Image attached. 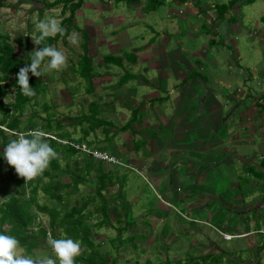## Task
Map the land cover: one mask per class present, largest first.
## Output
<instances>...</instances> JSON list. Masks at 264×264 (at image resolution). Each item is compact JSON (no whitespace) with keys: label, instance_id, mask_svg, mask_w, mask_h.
I'll use <instances>...</instances> for the list:
<instances>
[{"label":"rangeland","instance_id":"rangeland-1","mask_svg":"<svg viewBox=\"0 0 264 264\" xmlns=\"http://www.w3.org/2000/svg\"><path fill=\"white\" fill-rule=\"evenodd\" d=\"M55 1L0 0V44H11L21 55L27 52L31 57L32 52L39 49V45H36L33 40L39 34L36 24L40 20L50 17H55L62 23L71 15L70 10H67L66 15L62 14L63 5L50 8L49 5ZM161 1L165 2L163 7H158L157 3L156 6L163 12L165 18L163 21L158 20L157 11L149 9L150 0H141L137 4L131 5L125 2L118 3L116 0H84L82 9L75 14V24L79 29H73L67 40H59L57 44L53 45L65 53L67 66L60 71H46L44 76L35 77L38 89L36 96L27 106L22 117L23 129L17 134L8 133V142L17 138L20 133L29 131L31 125L39 126L41 129L45 128L48 119H50L54 130L47 132L63 142L55 140L60 149L73 148L71 145L64 144L70 142L87 145L92 151H104L110 156L118 158L120 164L117 165L100 162L103 171L105 173L111 172L114 177L113 183L109 184L108 189L104 192L105 197L110 202L111 225H106L97 230L98 236L94 237L99 251L103 255L108 254L113 260L116 259L117 264H189V260H195L198 264H217L215 259L220 258L223 259L220 264H264V251L259 252V249L264 246V234L259 233L258 226L257 230L254 224V220L261 219L264 221L262 218L264 217V171H261L262 176H258L260 178L252 181L249 179L248 182L246 181V171L241 163L225 164L224 162L216 169H211L209 164L213 163L216 155H220V150L215 147L214 138L206 139L202 135L193 138L189 135L190 133L184 134V136L181 134L178 139L168 143L169 147L161 146L159 142H154L156 139H150V136L158 131L155 129V125H152L155 124V121H151L156 114L145 116L143 122L139 119L131 130L124 129L131 120L132 112L136 110L135 107L141 104L144 99L138 95L136 97L130 96V91L126 92L124 88L118 87V83L127 72L137 76H147L151 83L156 86L160 84L162 79L164 85L166 78L164 75H167L168 71L167 68L163 70V63L159 62V65L148 66L147 62H142L143 56L140 57L141 59L138 58V64L129 61L131 54L135 55L134 52L147 45L146 41L149 42L152 38L158 40V36L153 35L149 25L155 31L159 28V30L161 29L160 32H170L171 43H169L172 47H167L165 55L167 57L170 56V53L176 52L171 56L174 57V63L182 67L183 72L190 74L191 62L195 63V58L205 64L207 69L200 66L196 68L198 70L196 77L200 79L198 80L199 86L206 83L207 87V83L210 81V85H213L212 89L214 86L221 87V85L214 84H222L224 81L222 70L225 76H228L229 72L238 74V69H235L231 63H227L228 60L232 59L240 67L249 70L256 69V75L264 84V0H253L248 5L249 0H239L236 7L240 9L241 17L235 18L239 19L238 24H243L242 30L240 34L229 33L230 45L225 43L226 36H222L225 42L219 45L220 49L214 51L215 53L211 50L212 55L217 60L216 63L210 59L211 48L206 50L202 47V41L205 36L207 37V33H203L204 30L200 32L203 39L193 40L189 37L190 34L194 33V23L199 26L207 23L203 17L195 15L188 6H176L175 0ZM209 2L227 5L231 0H209ZM85 33L90 37L89 44L84 37ZM168 33L167 36H169ZM212 36L214 35L212 34ZM73 38L76 42H73ZM164 40L161 41L162 46H165ZM183 45L190 49L198 46V51H202V54L199 55L198 52L193 54L188 49H186L188 52L183 50L180 53L179 50ZM86 47L91 49L94 76L99 75V77L93 78L91 82L83 77L79 71L80 61L85 54ZM154 47L156 49L152 53L153 59L162 57L163 48L157 49L156 44ZM183 55L189 59V63L185 60H182V64L177 62L176 57ZM108 56L122 57L123 67L115 64L105 65L104 58ZM166 66H168L167 63ZM209 75L208 81L207 76ZM170 80L166 83L169 89H171L172 84ZM183 81L180 83L181 87L185 83H189L184 79ZM13 83L14 78L12 77L8 83L10 87L7 96L4 98L0 93V103L12 105L15 102L16 88L13 87ZM259 89L262 92L264 86H260ZM204 92L199 93L203 97L202 101L198 103L191 100L194 102L190 104L191 107L185 109V113H181V115L185 114L191 118L195 122V126L209 119L208 105L214 103V106H218L219 103L216 104L218 97H212L213 94ZM162 95V98H169L170 102L165 105L162 101L151 102L150 104H157V107L156 105L154 107L159 109L158 115L164 113L163 115L166 114V117H169L171 106L173 104L178 105L184 97L180 94H177L176 97H168L163 92ZM227 100L228 104L226 105L232 109L226 112L225 123L229 121L230 125L233 126L228 131L229 136L226 137V141L227 147L235 149L232 137L235 131L239 134V130L237 132L236 129H240V123L246 116H243L242 112L234 114L235 100L231 97H228ZM254 100H257V97H254ZM92 102L99 103V118L114 124L113 127H108L107 131H104V127H98L95 131L90 129V121L85 118L92 114L90 106ZM245 103L247 109L252 100H247ZM168 105L170 107L167 113L164 111ZM202 112L203 115L197 118L200 119L199 123H196L195 115ZM14 115L16 113L11 114V116ZM2 118L3 114L0 110V120ZM149 121L151 122L149 123ZM166 121L163 118L158 122L159 126H167ZM60 124L63 125L62 130L58 129ZM168 124L171 123L168 121ZM164 126L157 133L158 140L163 142L173 131L172 124L170 128ZM62 134L67 137H60ZM143 135L149 138V144L141 145V141L147 142ZM136 141L140 143H136ZM5 145L4 137L0 135V153L5 150ZM251 150L252 154L249 156L255 159L259 155V159L261 158V149ZM56 152L58 155L53 160L60 163L62 170L67 167L75 169V162L84 167L85 160L98 163V161L81 152L73 156L71 160H66L61 152ZM186 154L189 156L187 157ZM243 154L246 156V151ZM150 158L152 159L149 161L143 160ZM190 158L201 163V176L195 177L186 174L185 166ZM179 163L181 167L178 166ZM160 166L164 169H161ZM9 169L10 165L0 155V191H4L9 186V193L12 194L17 188L9 178ZM47 171H53L51 163L44 172ZM58 173L53 171V174ZM60 179L71 181L72 176L66 175ZM244 181H246L245 184ZM48 182L50 180L44 184ZM97 187L98 172L94 168L86 183L79 186L80 192L70 198V204L72 206L82 204L96 198L98 205L92 203L89 207L90 211H96L97 208L101 207L100 199L96 195ZM208 194L210 196L209 201L215 207L214 213L220 215L218 221L210 219L208 213L205 212L206 210L200 209L205 205L204 200L200 201L201 197ZM6 197L7 194L0 195V202ZM182 200L184 204H181ZM37 201L40 205L51 204L58 206L60 211H65L43 191L40 192ZM242 201H244V206L248 207L245 211V215L248 217H245L243 221L242 210L238 209L242 207ZM196 203H199V208L194 210L190 208ZM116 208L118 213H116ZM128 212L130 220L136 221L137 224H127L129 222L126 220ZM40 217L42 225L49 226L50 217L45 214H40ZM102 219V214L95 213L89 221L98 223ZM200 219L207 222H203L202 225L196 223L195 220ZM240 221L243 222L244 231ZM216 227H219L223 233H230L235 238L227 241L224 237L225 234H219L218 239L215 240L212 234H217ZM240 231L241 233H239ZM23 251L32 259L53 255L47 242L33 254ZM208 255H212L213 258L207 262L203 261L202 257Z\"/></svg>","mask_w":264,"mask_h":264},{"label":"trees","instance_id":"trees-1","mask_svg":"<svg viewBox=\"0 0 264 264\" xmlns=\"http://www.w3.org/2000/svg\"><path fill=\"white\" fill-rule=\"evenodd\" d=\"M56 0L49 7L53 8L59 5H63L62 14L66 15L67 10L71 11V15L66 18L62 25L66 28L64 34H57L55 37H48L46 40L39 45V48L44 45H55L59 40H67L73 29L78 30V26L75 24V14L77 11L81 10L84 4V0ZM118 3H127L128 5L137 4L141 0H116ZM239 0H232L227 5H217L216 9L218 12L219 19H224L229 11H232L237 5ZM253 2V1H252ZM247 2V5L252 3ZM161 7L164 5V1L161 0H150L149 9L156 10L157 6ZM235 22L237 21L234 18ZM84 37L87 39V44H89L90 37L85 33ZM131 56L136 57V55L131 54ZM91 49L85 48V54L80 61V73L89 82L92 79L97 78L99 75L94 76V67L92 59ZM105 65H117L123 67V58L116 56H108L104 58ZM30 63V56L26 52L20 54L19 51L14 48L11 44L5 43L0 44V93L4 98L8 94L9 81L13 77L14 83L13 87L16 88L15 102L12 105L0 103V110L3 114V118L0 120V125L5 126L7 129L13 133L21 131L22 128V117L25 114L27 106L34 99V96H26L20 91V87L17 84V73L21 67L26 63ZM137 78V76L126 73L123 78H121L118 83V87H123L131 79ZM30 86L34 87L35 92L38 89V85L35 81V76L30 74L29 77ZM92 88V86H90ZM92 108V114L86 117V120L90 121V129L92 131L97 130L98 127H104V131L108 127H113L114 124L99 118L100 106L98 102H92L90 105ZM140 108H137L129 123L124 129L131 130L134 124L139 120ZM12 113L16 115L11 116ZM82 122V121H81ZM63 125H59L58 129L62 130ZM40 128L36 125H31L30 129ZM45 131H53L52 121L48 119L46 127L43 128ZM123 130V131H126ZM58 131V130H57ZM59 132V131H58ZM12 133V134H13ZM7 134L5 130L0 129V135L4 137L5 143L8 142ZM60 137H67L65 134L60 135ZM49 139L50 144L56 150L62 153L66 160H71L73 156L78 155V151L74 148H64L60 149L57 142L53 139ZM68 166V165H67ZM66 166V167H67ZM51 167L53 171L59 172L58 174H53V171L44 172L42 175L26 181L25 178L20 177L16 172L14 167L10 166L9 178L12 180L17 190L10 194L9 186L0 191V195L7 194L5 200L0 202V231L6 232L9 235L16 236L22 246L28 254H33L40 248H42L47 242V236L49 232L54 238H63L65 236L71 237L74 240L79 241L82 245V253L76 257V264H117V260H113L108 254L103 255L98 246L95 244L94 237H97L99 229H102L106 225H111L110 215H109V205L104 192L108 189L109 184L113 183V174L111 172L105 173L102 169L100 162L95 163L92 160H85L84 167L82 164L75 162V169H70L67 167L62 170L60 163L58 161L52 160ZM94 168L98 172V187L97 197L100 199V208L92 212L89 207L92 203L97 204V199H92L89 202L82 204L71 205L70 198L74 194L80 192L79 186L86 183L87 179L91 176ZM261 175L262 172H259ZM66 175H71V181L61 180L60 178ZM47 180H50L47 184H44ZM43 191L49 196L50 199L56 201L60 207H63L65 211H60L58 206H53L49 204L40 205L38 203V197L40 192ZM121 197V196H120ZM118 213L117 208L115 209ZM95 213L102 214L103 219L94 223L89 221V219L95 215ZM40 214H45L50 217L49 226H43L42 221L40 222ZM126 220L129 221L128 225L137 224L136 221L130 220L129 212L126 214ZM121 222V220H119ZM122 232V230H121ZM120 232V234H121ZM120 237V236H119ZM264 251V246L259 249V252ZM221 257V256H220ZM212 255L202 257L203 261L207 262L210 260ZM112 259V260H111ZM217 264H220L222 258L215 259ZM140 264V263H137ZM182 264V263H180ZM189 264H198L195 260H189Z\"/></svg>","mask_w":264,"mask_h":264},{"label":"crops","instance_id":"crops-1","mask_svg":"<svg viewBox=\"0 0 264 264\" xmlns=\"http://www.w3.org/2000/svg\"><path fill=\"white\" fill-rule=\"evenodd\" d=\"M232 1V0H231ZM248 1V0H247ZM253 0H249V2H252ZM169 2V1H167ZM176 6L178 7H183V6H188V8H190V10L192 12L195 13V15H197L198 17H203V20H205L204 24H201V26H199L197 23L193 24V29H194V33L190 34L189 37L192 38L193 40H198V39H203L202 37V33H200L202 30L203 33H207V37L205 36L203 41H202V47H204L206 50L208 48L210 49V56H211V60L213 59V62H217L216 58L214 55H212V52L220 49L221 43L225 42L223 40L224 37L222 36H226V42L230 45L231 40L229 39V33L231 32H235V34H240L241 30H242V25L243 24H238L239 21V17H241L240 14V9L238 7H234V9L232 11H229L227 13V15L225 16L224 19H219L218 17V12L216 9L217 4H212L209 2V0H189V1H185V0H175ZM180 5V6H179ZM246 6V4H245ZM163 7V6H162ZM161 8V7H160ZM159 9H156L154 11H157V17L159 21H163L165 18L163 16V12L160 11ZM238 17L235 22L234 18ZM207 26V27H206ZM149 28H151V31L153 33V35L158 36V40H155L154 38H152L149 42L146 41L147 45L144 47L142 46V48L135 53L136 57L130 56V62L134 63V64H138V58H140L141 56L144 57V59H141L142 62L146 63L148 66H154V64L159 65V62L164 66L163 70H166L165 68H167L168 74L164 75L166 78L164 79V85L162 84V79L160 80V84H158L157 86L155 84L151 83V80L146 76L142 75V76H137L136 74H133L135 76H137V78H132L128 83H126L125 85H123L122 89L124 88L126 90V92L130 91L131 95L133 97L141 96L143 97V101H141V104H139L138 106H136L135 108H140V112H139V119L143 122V119L145 118V116H149L150 114H152L154 116V114H156L153 119L151 120L152 122L155 121V125L154 127H156L155 129H157L158 131L162 130V126H159V121H161L163 118L166 119V123L167 126H164L166 128H170L171 124H172V128L173 131L170 132L169 137L167 138V140H165L164 142L162 140H158V131L155 132L154 135L150 136V139L154 138L156 139L154 142H159L161 146H167L169 147V144L171 142V140H175L178 139L181 134H189L191 136H193V138L202 135V137L208 139L214 138L213 143L215 144V147L217 149H219V153L220 155H216L214 157L213 163L209 164V167L211 169H216L217 167L221 166L224 162L225 164H230V163H241L244 170L246 171V178L249 182V179L252 180H256L257 178H260L258 176H262L260 173H258L259 171H264V90L259 89V87H263L264 84L263 82L258 78V75H256V69L254 70H249L248 68H244V67H240V65H236L232 60H228L227 63L229 62V64L231 63V65L235 68L238 69V74L237 73H228V76H225L224 71L222 70V74H223V79L224 81L222 82V84H214V85H221V87L217 88V87H213V85H210V75L207 76L208 77V83H207V87H206V83H202L201 86H199V81L200 79H197V75H198V70L196 69L198 66L206 68L204 65V63L195 58V63L191 62V69H190V74L189 72H183L182 67L178 66L177 63H174V60L172 58L171 55H174L176 52H174L173 54L170 53V56L166 57V53H167V47L171 46V34L170 32L168 33L169 36H167L166 32H160L159 28L158 30L155 31L154 28H152V26L149 25ZM175 31V30H174ZM212 34L214 36H212ZM165 37V38H164ZM166 39V40H164ZM165 42V46H162L161 41ZM170 42V43H169ZM224 43V44H225ZM157 46V49H162L163 48V56L161 57H157L156 59H153V51L156 49L154 46ZM210 46H209V45ZM180 45V43H179ZM228 45V46H229ZM201 47V48H202ZM186 49L190 50L191 53L193 54H197L200 53L199 55L202 54V51H198V46H195L193 49L188 48V46L183 45V47L180 48L179 52L181 53L183 50L186 51ZM215 49V50H214ZM212 50V52H211ZM222 50V49H221ZM194 51V52H193ZM209 51V50H208ZM139 53L141 54L139 56ZM215 53V52H214ZM169 54V53H168ZM206 55V53H205ZM204 55V56H205ZM208 55V54H207ZM195 56V55H194ZM203 56V55H202ZM177 58V62H181L182 64V60H185L187 63H189V59H187V57L183 56H178ZM200 58V57H199ZM176 60V59H175ZM236 60V59H235ZM238 60V59H237ZM173 63H172V62ZM193 61V60H191ZM149 62V63H148ZM166 63L168 64V66H166ZM208 66V65H207ZM207 69V68H206ZM245 69V70H244ZM148 71V70H146ZM192 73V74H191ZM148 74V73H147ZM164 74V73H163ZM177 74V75H176ZM208 75V74H207ZM225 76V78H224ZM99 77V76H98ZM211 78L213 79V76H211ZM171 79V80H170ZM183 79L186 82L189 83H185L182 87H181V82L183 81ZM170 80L171 81V89L168 88L167 84ZM264 80V79H263ZM184 82V81H183ZM134 83V84H131ZM183 84V83H182ZM154 85V86H151ZM120 88V87H119ZM205 91V92H204ZM162 92L164 94H167L168 97H176L177 94L182 95L184 98L182 101L179 102L178 105L173 104L171 106V115L169 117H166L165 115H158V110L156 109L154 106L155 105H151V102H158V101H162V103H164L163 105H165L166 103L170 102L169 98H162ZM200 92H204V93H211L213 95H211L212 97H218V100L216 101L218 103V106H214V103H211L210 105L207 106V109H209V119L205 120V122L197 124L195 126V122H193L191 120V118L187 117L185 114L181 115V113H185V109L190 108V104H192V102L195 100L196 102L199 103V101L203 100V97L200 96ZM256 93V94H255ZM231 97L232 99L235 100V112L234 114H236V112H242L243 116H246V118L240 123V129H236L237 132L239 130V134L234 133V136L232 137V143L235 146L234 148L231 147H227V141H226V137L229 136L228 131H230V128H232L233 125H230L229 121H227L225 123L226 120V112H229L230 109H232L231 107H229L228 105V100L227 98ZM254 97H257V100H254ZM193 98V99H191ZM193 100V101H191ZM247 100H252V103L250 104V107L246 109V101ZM237 101V102H236ZM194 103V102H193ZM160 104L161 107H164L161 103ZM137 105V104H136ZM204 106H206L204 104ZM169 107L170 105H168L166 107V111L164 112H169ZM184 111V112H182ZM187 111V110H186ZM152 112V113H150ZM132 112V116H133ZM203 112L200 114H196L194 120L196 121V123H199L200 119H197L199 116H202ZM149 121V123L151 122ZM169 123L171 124H168ZM239 125V124H237ZM226 130V132L224 133V131ZM169 132V131H167ZM144 136V135H143ZM217 136V137H215ZM145 137V136H144ZM243 137V139H242ZM259 138V139H258ZM146 141H141V145H146L149 144V141L147 137H145ZM256 139H258L256 141ZM241 140V141H240ZM140 141V140H139ZM138 141H136L137 143ZM140 143V142H138ZM165 143V144H164ZM151 144H153V142H151ZM140 145V144H138ZM142 148V147H141ZM143 149V148H142ZM251 149H261L262 150V156L259 159V155L258 157H252L249 156L252 154V150ZM141 151V150H140ZM247 153V155L245 156L243 153ZM243 152V153H242ZM142 154V152H141ZM235 154V155H234ZM187 157L189 156V154H186ZM193 155V154H192ZM231 155V156H230ZM229 156V157H228ZM150 159H143L145 160H151ZM186 166L185 169L186 174H191L192 176H201L200 174V170H201V163L196 162L193 158H190L189 161L186 162ZM178 166L181 167V164L179 163ZM161 167V166H160ZM161 169H164L163 167H161ZM184 175V174H183ZM244 181V184L245 182ZM253 194V193H251ZM168 198L170 199L171 197H169L168 194ZM210 196L209 194L207 196H203L201 197L200 201L204 200L205 201V205L202 206L200 209H205L206 213H208L210 219H214V221H218V219L220 218L219 213L215 214L214 210L215 207L213 206V203L209 201ZM166 201V199H165ZM199 201V203H200ZM199 203H196L194 205H191L190 208L197 209L199 208ZM167 204V203H166ZM181 204H184L183 200L181 201ZM244 201H242V207L238 208L242 210V221L244 220L245 217H248V215H245V211H246V206H244ZM204 212V213H205ZM260 213V212H259ZM260 215V214H259ZM262 217V215H260ZM264 220V217H262ZM196 223L199 224H203V222H207L204 221L203 219L200 220H195ZM259 222V223H258ZM194 223V224H196ZM226 223V221L224 222V224ZM240 223L242 224V230L244 231V225L243 222L240 221ZM254 224L256 225L255 229H258L260 231L264 230V221H262L261 219L254 220ZM215 226H218V224H215ZM261 226H262V230H261ZM216 233H213L212 235L214 236V239L217 240L218 239V235L220 234H225V235H230V233H223V231H221L219 229V227H216ZM257 229V230H258ZM215 230V229H214ZM259 231V232H260ZM222 232V233H221ZM241 233V231L239 232ZM238 233V234H239ZM262 234V233H261ZM224 235V236H225ZM217 245V244H216Z\"/></svg>","mask_w":264,"mask_h":264},{"label":"clouds","instance_id":"clouds-1","mask_svg":"<svg viewBox=\"0 0 264 264\" xmlns=\"http://www.w3.org/2000/svg\"><path fill=\"white\" fill-rule=\"evenodd\" d=\"M36 27L39 29V34L33 39L36 45H41L48 37L66 32V28L55 17L40 20ZM73 42H76L75 38ZM66 66L67 57L62 50L51 45L34 50L30 63H26L17 73L20 91L26 96L36 94L34 87L29 84V73L41 77L46 71H60ZM50 135L41 128L30 129L7 142L5 150L0 155L14 167L20 177L26 181L32 180L42 175L58 155L47 139ZM47 243L53 255L32 259L24 254L16 236L0 231V264H76V257L81 251L79 241L67 236L57 239L49 232Z\"/></svg>","mask_w":264,"mask_h":264},{"label":"built area","instance_id":"built-area-1","mask_svg":"<svg viewBox=\"0 0 264 264\" xmlns=\"http://www.w3.org/2000/svg\"><path fill=\"white\" fill-rule=\"evenodd\" d=\"M0 129L5 130L8 133H13L9 129H7L5 126L0 125ZM47 138H50V139H53V140H56V141L63 143L61 140H59L57 137H55L53 135H50ZM64 144L71 145L78 152L84 153V154L88 155L90 158H92L98 162H106V163H110V164H114V165L120 164L118 158H116L115 156H110L107 152H104V151L102 152L99 150L92 151L88 148L87 145H78V144H74V143H70V142H67ZM259 233L264 234V231L263 232L260 231ZM224 237L227 241H231L233 238H235V236H231V235H225Z\"/></svg>","mask_w":264,"mask_h":264}]
</instances>
